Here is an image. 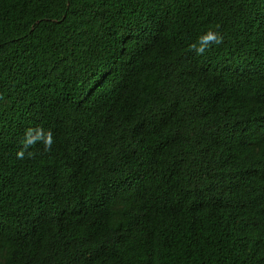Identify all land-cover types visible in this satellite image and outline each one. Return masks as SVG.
Here are the masks:
<instances>
[{"label": "trees", "instance_id": "1", "mask_svg": "<svg viewBox=\"0 0 264 264\" xmlns=\"http://www.w3.org/2000/svg\"><path fill=\"white\" fill-rule=\"evenodd\" d=\"M0 264H264V0H0Z\"/></svg>", "mask_w": 264, "mask_h": 264}, {"label": "clouds", "instance_id": "2", "mask_svg": "<svg viewBox=\"0 0 264 264\" xmlns=\"http://www.w3.org/2000/svg\"><path fill=\"white\" fill-rule=\"evenodd\" d=\"M205 40H211L213 39V36L211 33H209L206 37H204Z\"/></svg>", "mask_w": 264, "mask_h": 264}]
</instances>
